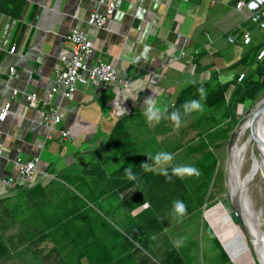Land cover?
I'll list each match as a JSON object with an SVG mask.
<instances>
[{
    "label": "crops",
    "instance_id": "0c3cea01",
    "mask_svg": "<svg viewBox=\"0 0 264 264\" xmlns=\"http://www.w3.org/2000/svg\"><path fill=\"white\" fill-rule=\"evenodd\" d=\"M20 1L18 17L0 10V106L10 101L9 113L0 121V264H16V257L36 258L41 264L34 250L51 244L43 241L34 247L29 240L47 234V221H65L68 212L76 222L88 220L120 256L127 244L110 245L106 234L99 233L103 210L120 211L116 213L124 216L120 220L127 221L132 234L144 235L145 247L162 264L169 248H177L173 236L168 237V231L177 228L168 213L173 208L164 203L172 204L184 187L179 172L151 178L144 163L157 174L174 166L162 168L163 158L160 162L150 158L156 153H171L178 164L190 156L184 150L213 120L204 111L218 110L208 107L204 96L248 70V65L236 64L264 39V28L244 32L251 37L248 44L242 37L227 38L248 14L244 5L236 7L243 0H119L105 25L94 29H87L85 21L93 10L104 12L107 0ZM72 28L87 29L93 42L88 63H111L116 81L103 89L89 85L82 75L70 97L55 94L52 103L62 119L49 130L41 123L45 107L29 105L24 93L41 95L51 87L59 57L68 52L65 34ZM190 85H199L201 98L188 105L190 117L172 124L166 110ZM149 98L161 109L158 121H149L145 114ZM124 118L134 156L143 159L135 179L118 171L122 159L113 157L114 148L107 145ZM62 129L69 131L66 138L60 136ZM33 157L39 159L38 170L49 177L30 185L16 177L15 160ZM8 177L16 178L15 184ZM114 196L118 208L111 203L107 207L106 200ZM145 202L150 207H143ZM131 253L130 260L150 264ZM80 264L88 262L81 258Z\"/></svg>",
    "mask_w": 264,
    "mask_h": 264
},
{
    "label": "trees",
    "instance_id": "16d2710c",
    "mask_svg": "<svg viewBox=\"0 0 264 264\" xmlns=\"http://www.w3.org/2000/svg\"><path fill=\"white\" fill-rule=\"evenodd\" d=\"M22 7L23 2L20 0H0V10L6 11L14 17L21 14ZM262 48H264V39L236 64L248 65V70L241 81H237V77H235L210 91L203 98L208 107L223 110V116L230 121L228 127L233 128L238 123L240 119L237 117L239 105L252 104L264 95V56L257 59L258 52ZM197 87L199 85H190L184 88L178 95L174 105L166 110V116L172 124L181 123L190 117L188 105L190 102L201 98L200 94L197 93ZM173 113L178 115V121L172 118ZM107 145H112L114 148L113 157L120 156L122 159L121 168L118 171H124L125 168L131 167L134 176L138 175L142 169L143 159L134 156L135 147L127 134L125 118L117 122ZM145 167L147 168L148 165L145 164ZM168 169L157 174L147 170L146 175L151 178H156L158 175L165 177ZM213 172L214 170L202 172V174L197 175L195 181L194 177L187 180L186 178L182 179L180 173L177 174L179 183L184 187V190H179V195L183 201H186L187 211L197 210L205 203L214 201L225 192L223 169L220 167L214 176ZM72 183L74 182L72 181ZM85 198L89 199V195ZM46 225L47 234L29 240L34 247H39L43 241L51 244L49 247L35 248V254L41 264H80L81 258H85L88 264H120L123 256L128 258V253L121 257L115 256L106 240L97 235L91 223L86 219L76 222V217H73L71 212H68L65 221L51 219L47 221ZM132 238L142 241L144 246V235L140 236L138 233H133ZM161 263L187 264L181 253L173 246L169 248ZM224 264L233 263L226 261Z\"/></svg>",
    "mask_w": 264,
    "mask_h": 264
},
{
    "label": "rangeland",
    "instance_id": "374dc122",
    "mask_svg": "<svg viewBox=\"0 0 264 264\" xmlns=\"http://www.w3.org/2000/svg\"><path fill=\"white\" fill-rule=\"evenodd\" d=\"M262 97V96H261ZM251 104H242L238 106L237 109V117L239 119V123L237 126L238 133L236 135V142L241 144L242 142L246 141L251 133L250 130H246L243 134H239V127L241 124L248 118H241L244 111L250 107ZM205 109V108H204ZM199 112L196 111L195 114ZM204 116H212L211 121L205 123L203 125V135L197 138L196 140L190 142V146L185 149L184 151L187 153L186 158L180 161V165L178 164V160L175 158L171 159L170 161L163 160L162 164L163 167H168L169 164H173V168L168 169V173L166 172L167 176H171V174L176 175L178 172L182 176V179L185 177L193 178L194 181L197 178L195 174H189L185 169L187 166H194L196 169L199 170V174L202 172H209L210 170H214L215 173L220 167L224 170L225 166V159H226V147L229 140V137L232 133L233 128L235 127H228L229 119L223 116V110H213V111H204ZM226 119V120H225ZM215 127V128H214ZM226 127V128H225ZM253 148L250 146L246 152L244 160L241 165V174L242 176L247 173L250 168L251 163V156H252ZM230 156V155H229ZM229 162V159H228ZM178 164V165H177ZM178 166V168H177ZM174 170V173H172ZM178 170V171H177ZM186 178L187 180H189ZM264 184L261 174H257L251 183L248 186V191L252 202L254 203L256 208H263L264 209ZM259 190V191H258ZM255 191V192H254ZM180 193V192H179ZM226 192H223L217 199L211 201L209 203L204 204L197 210H192L191 212L187 213V203L186 201L182 200V198L176 197V199L172 200V204L166 202L164 203L169 208H174V201L179 199L184 202L186 205V213L183 216L177 215L173 210L170 211L168 208L169 217L173 219V227L177 225V228H173V231H168V237L171 238L172 241L183 238L181 244L176 249L181 253L184 257L185 262L187 264H224L226 261H232L231 254L226 251V248L221 244V240L218 235L215 233V229L209 224L210 222L207 221L205 217V211L209 209L215 203L223 202L224 207L231 214V218L233 222L237 223L235 217L233 216L230 210L228 203L225 201L226 199ZM259 193V194H258ZM111 203L112 206L118 208L119 199L118 197L114 196L108 200H106V206ZM110 205V206H111ZM104 214L102 213L100 221L97 224L99 226V233L106 234V238L109 241L108 243L111 245L116 244L118 242H125L127 244V250L120 251V257L123 256L128 252L132 254L131 251H135L136 255H133V258L139 256L140 258H144L150 264H160V260L153 256L151 251L146 248L145 243L144 246L141 244L142 241L133 239L132 232L128 230V224L123 223L120 219L124 216H117L116 213H121L117 211L116 213H109L103 210ZM122 214V213H121ZM167 214L164 213V217L167 218ZM128 215H126L127 217ZM119 218V219H118ZM174 220H177L174 222ZM128 227V228H127ZM140 228V224L138 225ZM223 229V226L221 227ZM166 229H169L166 227ZM241 231V230H240ZM243 234V233H242ZM162 235V234H161ZM238 239V240H236ZM248 239V236H246ZM12 244H14V239H8ZM234 241V242H232ZM232 244L230 243L232 248H237L236 250L242 253V243L241 240L237 237L232 239ZM218 243V245H217ZM236 243V244H234ZM249 243V242H248ZM250 245V243H249ZM10 247V246H9ZM239 247V248H238ZM241 247V248H240ZM6 254H9L8 251ZM121 259L120 264H139L134 260H130L129 258ZM17 261L16 264H37V259L32 261H28L26 257L18 258L16 257ZM11 261V260H9ZM38 262V261H37ZM40 264V263H38ZM234 264V263H233Z\"/></svg>",
    "mask_w": 264,
    "mask_h": 264
},
{
    "label": "built area",
    "instance_id": "2783aa9c",
    "mask_svg": "<svg viewBox=\"0 0 264 264\" xmlns=\"http://www.w3.org/2000/svg\"><path fill=\"white\" fill-rule=\"evenodd\" d=\"M119 5V0H107L104 12L100 13L97 10H93L87 17L85 23L87 29L102 28L106 20L112 16ZM243 5V1H238L236 7L240 8ZM86 28H72L65 34V42L68 45V52L59 57V64L55 69V77L53 83L49 89L43 94L37 93H24L29 105L37 107L42 105L45 107V111L42 114L41 123L49 130L54 125L61 122V113L59 107L52 103V99L55 94L62 92L65 97H70L76 90V82L82 75L89 85L106 89L111 83L116 81V69L111 63L103 62L101 60L96 61L93 64L88 63V58L93 51V42L89 36ZM243 43L248 44L250 42V35L244 33L242 36ZM15 47H11V51H14ZM264 56V49H262L257 55V59ZM246 74V71H241L237 76V81ZM16 90L13 91L15 95ZM10 101H5L0 106V121H3L9 113ZM61 138H66L69 135V131L62 129L59 131ZM38 157H33L28 160H22L17 158L15 160V166L17 167L16 177L22 179L30 185H34L38 181H41L44 177H49V173L39 171L37 168ZM16 178L8 177L7 181L15 184Z\"/></svg>",
    "mask_w": 264,
    "mask_h": 264
},
{
    "label": "bare ground",
    "instance_id": "6f19581e",
    "mask_svg": "<svg viewBox=\"0 0 264 264\" xmlns=\"http://www.w3.org/2000/svg\"><path fill=\"white\" fill-rule=\"evenodd\" d=\"M239 129L240 135L250 129L251 133L241 144H238L235 139L227 166V183L230 196L238 206L250 246L237 224L233 222L223 202L209 207L204 215L215 229L226 251L231 254V259L235 264H264V209L255 207L248 191L249 184L257 174H261L264 184V105L259 107L251 125L250 120L246 119ZM250 146L253 148L250 168L242 176L241 165ZM225 201L229 204L227 198ZM235 237L241 240L242 253L230 245Z\"/></svg>",
    "mask_w": 264,
    "mask_h": 264
},
{
    "label": "water",
    "instance_id": "95a60500",
    "mask_svg": "<svg viewBox=\"0 0 264 264\" xmlns=\"http://www.w3.org/2000/svg\"><path fill=\"white\" fill-rule=\"evenodd\" d=\"M243 5L245 6V9L247 11V15L245 16L244 20L242 21V24L240 27L234 29L230 34L227 36L228 39L231 41L239 40L244 32H250L255 31L257 28H264V0H243ZM264 105V95L260 97L258 100H256L254 103L251 104L250 107H248L244 113L242 114L241 118H245L248 116L247 119L250 120V125L253 119L255 118L257 111L260 106ZM239 123V121H238ZM238 123L235 125V127L232 130V133L229 137L227 147H226V159H225V168H224V188H225V194L226 198L229 202V207L231 210V213L235 217L237 221V226L243 233L244 238H246L247 231L245 229V226L243 224L239 209L237 204L232 200L230 196L229 186L227 183V166H228V159L229 155L232 151V148L235 144V137L238 133L237 126ZM247 242H250L247 240Z\"/></svg>",
    "mask_w": 264,
    "mask_h": 264
},
{
    "label": "clouds",
    "instance_id": "9594fccd",
    "mask_svg": "<svg viewBox=\"0 0 264 264\" xmlns=\"http://www.w3.org/2000/svg\"><path fill=\"white\" fill-rule=\"evenodd\" d=\"M148 107L146 108V116H147V119L149 121H152V120H159V115L158 113L160 112V108L156 106V102L154 100H152L151 98H149L147 101H146ZM172 118L174 120H177L178 121V115L173 113V116ZM152 160H155L156 162H160L161 161V158H163V160L165 161H170L172 159V154L171 153H165V152H158L155 154L154 157H150ZM144 164H148V163H144ZM145 170H151L150 167H147ZM189 174H195V175H199V170L196 169L194 166H187L186 169H185ZM127 177L129 179H135V176L134 174L132 173L131 171V167H127L124 169ZM170 179V177H169ZM143 207L145 208H148L150 207V204L149 203H144L143 204ZM173 211L179 215V216H183L185 213H186V205L184 204V202L182 200H175L174 201V208H173ZM183 238H180V239H177V240H174L173 241V244L174 246L176 247H179L181 242H182Z\"/></svg>",
    "mask_w": 264,
    "mask_h": 264
}]
</instances>
